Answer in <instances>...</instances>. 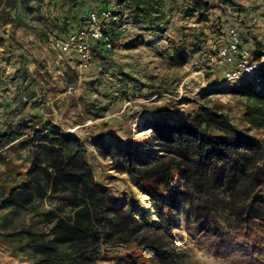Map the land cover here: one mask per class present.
I'll return each mask as SVG.
<instances>
[{"label":"rangeland","instance_id":"1","mask_svg":"<svg viewBox=\"0 0 264 264\" xmlns=\"http://www.w3.org/2000/svg\"><path fill=\"white\" fill-rule=\"evenodd\" d=\"M194 1L0 0V264H264V132L235 94L262 80L218 57L230 28L264 55V0ZM103 8L115 47L80 71L54 41Z\"/></svg>","mask_w":264,"mask_h":264},{"label":"built area","instance_id":"2","mask_svg":"<svg viewBox=\"0 0 264 264\" xmlns=\"http://www.w3.org/2000/svg\"><path fill=\"white\" fill-rule=\"evenodd\" d=\"M111 8L93 10L88 13L82 25L61 40L54 41V47L69 58L70 63L80 71H89L94 64V52H112L115 47L113 35L108 24L116 21ZM264 36V16L255 18ZM220 64L224 66L223 80L252 81L264 70V55L259 59L253 55L236 28L226 31V40L218 50Z\"/></svg>","mask_w":264,"mask_h":264},{"label":"trees","instance_id":"3","mask_svg":"<svg viewBox=\"0 0 264 264\" xmlns=\"http://www.w3.org/2000/svg\"><path fill=\"white\" fill-rule=\"evenodd\" d=\"M194 6L197 11H208V4L203 2L202 0H195ZM146 11V10H145ZM261 55L258 56V59ZM180 66L184 65V60L179 58ZM259 79L262 80L263 92L259 93L255 89L250 86H246L244 88L238 89L235 91L237 96H240L244 99L243 107L244 114L243 120L246 124L250 126V128L256 131L264 132V73L259 75ZM227 118V117H226ZM9 142L13 143L18 138L15 136H10L7 138ZM44 143L51 144L54 147H77V141L70 135L58 134L54 131L46 132V136L42 138ZM253 235V237H252ZM250 235L249 241L254 240L257 245L260 246L258 240L255 238L254 234Z\"/></svg>","mask_w":264,"mask_h":264},{"label":"crops","instance_id":"4","mask_svg":"<svg viewBox=\"0 0 264 264\" xmlns=\"http://www.w3.org/2000/svg\"><path fill=\"white\" fill-rule=\"evenodd\" d=\"M70 63V62H69ZM70 65H72L71 63H70ZM73 66V65H72ZM74 67V66H73Z\"/></svg>","mask_w":264,"mask_h":264},{"label":"bare ground","instance_id":"5","mask_svg":"<svg viewBox=\"0 0 264 264\" xmlns=\"http://www.w3.org/2000/svg\"><path fill=\"white\" fill-rule=\"evenodd\" d=\"M140 197H141V195H140ZM147 204H148V202H147Z\"/></svg>","mask_w":264,"mask_h":264}]
</instances>
